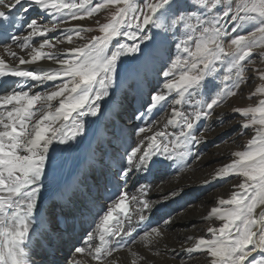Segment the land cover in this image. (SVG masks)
I'll return each instance as SVG.
<instances>
[{
	"label": "snow or ice",
	"instance_id": "obj_1",
	"mask_svg": "<svg viewBox=\"0 0 264 264\" xmlns=\"http://www.w3.org/2000/svg\"><path fill=\"white\" fill-rule=\"evenodd\" d=\"M108 9L114 11L107 22L96 20V29L63 27ZM33 11L38 15L29 18ZM42 17L47 22H38ZM25 29L26 35L17 34ZM94 30L100 35H86ZM58 31L64 34L49 37ZM35 37L44 39L34 46ZM74 38L83 43L56 51L60 44L73 45ZM13 45L27 50L25 55ZM0 48V264H36L33 243H52L61 218L67 224L82 204V182L76 179L82 163L77 171L62 173L63 154L82 143L86 124L96 130L95 147L90 143L84 162L93 172L97 163H105L109 148L118 155L117 176L125 178L163 161L185 162L191 146L206 139L203 133L209 129L198 131V124L237 94L247 82L246 71L264 82V67H248L257 58L264 65V51H256L264 49V0H0ZM44 60L58 67H21ZM133 74L161 78L135 118L171 107L162 127L151 121L125 132V103L136 91ZM122 85L127 90L118 95ZM38 87L41 91H34ZM256 95L264 97V83L251 93ZM234 112L254 135L212 179L241 182L210 209L205 219L220 224L207 228V238L188 236L171 249L178 264L194 254H203L208 264H264V98ZM57 146L63 147L53 155ZM45 193L52 200L47 219L41 208ZM147 196L146 185L131 194L118 188L65 264H118L114 253L121 249L129 252L130 264H153L132 245L161 256L158 245L173 221L134 235L133 216L145 222V212L153 209Z\"/></svg>",
	"mask_w": 264,
	"mask_h": 264
},
{
	"label": "rangeland",
	"instance_id": "obj_2",
	"mask_svg": "<svg viewBox=\"0 0 264 264\" xmlns=\"http://www.w3.org/2000/svg\"><path fill=\"white\" fill-rule=\"evenodd\" d=\"M94 3H95V0H94ZM111 11H114V9L104 10V11L96 14L91 19L85 18L82 21L81 20L69 21V22L65 23L63 25V27L67 28V27H71V26H75V25H82L85 27H92V28L96 29L97 26L95 24V21L99 20L100 23L107 22V20L109 18V13ZM43 19L44 20H41V23L47 22V19H45L44 17H43ZM86 35L88 37H91V36L100 35V33L98 30H94L93 32L87 33ZM121 40L123 42H129V41L124 40L123 38H121ZM81 43H83V41H81L79 39H74V43H73L74 46H78ZM114 43H115V41H114ZM70 46L74 47L73 45H68L67 43L61 44L60 50L62 51L63 49H66ZM225 47L227 48V41H225ZM172 51H173V53H175V49H173ZM256 51L257 52L264 51V49H257ZM21 67L29 69V70L34 69V68L39 70L41 68V67L38 68L37 66H30L29 67L28 65H22ZM130 67H135V66L130 65ZM248 67L250 69L251 67H264V65H262L260 63L259 59L257 58L255 65H249ZM245 75L247 77V82L245 84H243L238 90H236L237 94L235 96L229 97L228 100L221 107L216 108L210 119L202 120L198 124V126H197L198 131H201L203 129H209L208 131H204V133H203L206 139L204 141H202L201 144L199 143V144H194L193 146H191L190 155L186 158L185 162L163 161V163L158 164L157 168L155 167L157 164H155V166L153 165L151 167L152 169H150L151 171L150 170L149 171L133 170L127 174V178H125V176L123 177V175H121V178L124 181V184H123L124 186L121 187V190H127L130 194L132 192L135 193L139 190V188H136L134 190L133 187H131L132 184H130V183H132L131 176H132L133 172L137 171V174H141L144 176V175H148L150 172H158L161 169L162 171L165 172L164 174L167 173V175H168L167 177L165 175L164 179L159 180V182H158L159 185L157 183H156L157 184L156 185L154 183V180L147 182L148 185H146V186L148 188L150 187L149 184H151V186H152V184H155V185H153L154 187L152 186L153 189L152 188L148 189L149 190L148 193L151 192V194L149 193L147 196V198L151 201V203L153 205V209L151 210L152 212H147V211L145 212V215H147V216L149 215L148 216L149 219L145 222H140V221H138V218L136 216H133L132 223H133V225L136 226V233H134V235L142 233V232H140L141 227H144V226L147 227L149 225L155 226V224L159 225V224H157L159 217H162L165 219L171 218L172 221L175 222V219L177 218V216H179L180 214H183V213H184L183 215L186 217H192L191 215L200 216L199 221H200L201 227H199V229H197V230H194L190 233H187L188 235L182 234V235H179V237H178L176 235L171 234L170 236H168L169 237L168 239L170 240L169 242H171L170 243L171 245H174L176 243L175 247H178L180 242L188 236H192L194 238L204 236L207 238V235H208L207 234V228L210 226H212V227H218L219 226V224H217V221L215 219H213V221H212V220H207L205 218L208 216L210 209L212 207L216 206V201L219 198H228L231 195V193L236 190L233 186L239 184L241 182V180L239 178H235V177H227L225 179L213 180L212 177L214 176V173L217 169H219L222 166L231 162V160L233 159V157L231 156V153H233L235 151L244 150V148L247 144V141L249 139H251L252 136L254 135V132L251 129L245 130L241 127V122L244 118L239 113L234 112V109L235 108H244V107H248V106H255L260 99L264 98V97H261L260 95L251 96V93L255 90V88L260 86L261 83H264V82H262L258 78H256L255 74L250 70L246 71ZM16 79L17 78H12L11 80H16ZM160 79L161 78L156 77L152 74H149L147 77H144L143 75L137 76V75L133 74L132 81L135 84L136 91L132 94V98H135L134 100L139 99L138 101H135L138 105V108L135 109V116L139 114L136 110L137 109L139 111L143 110L142 104L147 103V102H143L142 99L146 97V101L148 100V97L150 95V94H148L149 93L148 86H150V84L152 85V83L155 84L156 80L159 82ZM217 84H219V80H217ZM150 88H151L150 91H152L154 89V86H152V87L150 86ZM126 90H127V85H122L121 90L118 93V95L122 94ZM34 91H41V90L38 87V88H35ZM169 99H171V97ZM139 108H141V110ZM170 114H171V107H168V106H166L163 110H153L152 112L143 116L141 121L138 122V125L139 126H145L151 121H157L158 122L157 127H162L163 124L166 122V120L171 118ZM225 124L231 125L229 131L226 134V137L224 136L223 138L219 139L215 144H211L210 140L214 139L218 135L216 131L225 127L224 126ZM167 130L169 132L174 131V129L171 126H169V128ZM149 134H151V133H149ZM207 135H209V136H207ZM132 139L135 140V139H138V137L134 136V138L132 137ZM230 139H232V140H230ZM90 143H92V146L95 147V145L93 144V141L92 142L86 141L84 143V145H82L83 150L81 152V157H80V160H81L80 162L83 165L81 167L82 170H85V168L88 167V163H84V162L87 161V158L89 156V145H90ZM227 145H232V146L228 147ZM215 153H216L217 157L214 158L213 162L211 163L212 165L210 164V165H207L205 167H202L204 170L202 168H196L195 167V165L196 164L198 165V163L200 165L201 162L203 161V159H206V157L208 158L209 155H215ZM116 166H117L116 170L119 169V166L117 164H116ZM181 166L183 167V170L178 171L177 168L181 167ZM141 171H143V172H141ZM142 173H144V174H142ZM133 180H135V177L133 178ZM190 180H193L192 182H195L196 186L193 185V186H191L193 188H189V190H187V189L183 190L182 192H180L178 195H176L174 197L171 195V193L174 192L172 190L173 186H176L178 184H183L181 182H187ZM205 181H210V182L205 183ZM208 185L213 186V189L211 191H207L206 187ZM119 186H120V184H119ZM156 186H158V188ZM197 187H198V189H197ZM164 188H168V190H165L164 194L160 196L158 193V189L164 190ZM117 189L118 188L115 187L114 189L110 190L109 192L116 191ZM150 189H152V191ZM154 189H156V190H154ZM199 191L204 193L203 195L206 196L207 198L203 197V198L196 200L194 198V194L196 192H199ZM152 192H153V195H156V193H157V197H158L157 199H155L154 196L153 197L151 196ZM166 198H167V200H166ZM153 200H156V201H153ZM172 203L178 204L179 207L177 206L175 208H179V210H175V208L171 209L170 204H172ZM180 205L182 206V208H180ZM166 216H168V217H166ZM182 217H181V219H182ZM171 224L167 226L166 231L171 228ZM127 227H129V225L126 224V228ZM172 228H174V227H172ZM184 230H187V229H184ZM136 246H138V243L136 244ZM172 247H174V246H172ZM116 253L118 254L117 256L120 258V260L125 258L126 254H124V252H122V250H120ZM116 253H114V254H116ZM195 256H198L199 260L195 261L194 264H208L207 259L203 254H194V257ZM152 261H153V259H152ZM118 263H121V262H118ZM93 264H95V262H93ZM171 264H175V263H171Z\"/></svg>",
	"mask_w": 264,
	"mask_h": 264
},
{
	"label": "bare ground",
	"instance_id": "obj_3",
	"mask_svg": "<svg viewBox=\"0 0 264 264\" xmlns=\"http://www.w3.org/2000/svg\"><path fill=\"white\" fill-rule=\"evenodd\" d=\"M28 15H29V18H33V17H36L38 15V13L33 11V12H30ZM44 18L47 19V17H44ZM41 20H44L43 17L40 18V20L38 22H41ZM13 31H15V30H13ZM17 34L26 35L27 30L25 29L22 32L17 33ZM63 34H64L63 31H58L55 33H49L48 35H49V37H52L55 35H61L62 36ZM43 39H44L43 37H35V38H33L32 43L34 46H37L39 44V42H42ZM74 39H76V38H74ZM119 39H121V38H119ZM73 46H74V44H73ZM60 47H61V44L57 46L56 51H61ZM13 48L20 55H25V52L27 51V50L21 51L20 49L16 48L15 45H13ZM46 51H47V49H46ZM2 54H3V49L0 48V55H2ZM6 59H7V57H6ZM28 66L29 67L30 66H37L38 68L41 67V68H45V69L52 68V67H58V65H55L51 61H48V60L40 61L35 65H28ZM5 79H7L9 82L13 81V80H11L12 78H10V79L5 78ZM51 83L52 82H49L48 86H51ZM57 83H59V82L57 81ZM150 86L151 87L154 86V89L152 91H150L151 90ZM150 86H148V90H149L148 94H150L151 92L156 90V88L158 86V81L156 80V83L155 84L152 83V85L150 84ZM24 87H25V90H27V85ZM134 99L135 98H132V95H131L129 98H127L126 103H125L126 112L124 113L123 123L125 126V132L126 133L134 132L136 126H138V122L141 121V119H142V118H140V119L135 118V109L138 108V105L135 101H138L139 99H136V100H134ZM142 100H143V102H147L146 97L143 98ZM141 108H139V109L141 110ZM141 111H144V109ZM93 119H95V118H93ZM224 126L225 127L216 131L218 135L215 138L213 137L214 139L210 140L211 144H215L219 139L223 138L224 136L226 137V134L229 131L231 125L225 124ZM95 131L96 130L94 128H92L86 124V133H85V136L83 138L82 143L77 148L73 149L71 152H65L63 154V158L65 160V167L63 169L62 175L67 176V174L69 172L77 171L76 165L78 163H81L80 157H81V152L83 150L82 145H84V143L86 141H91V142L94 141V132ZM207 136H209V135H207ZM133 138H134V135H133ZM230 140H232V139H230ZM93 144H94V142H93ZM227 146L231 147L232 145H227ZM62 147L63 146H57V152H54L53 155H57L59 152V149ZM122 151H123L122 148H120L119 152L122 153ZM209 156H208V158L206 157V159H203V161L201 162L200 165H199V163H198V165L195 163L196 164L195 167L196 168H202V167H205L207 165H210L213 162L214 158L217 157L216 153H215V155H209ZM117 159H118V155L114 154L113 150L111 148H109L108 156L105 157V163L103 165L100 163H97L96 164V171H94V172L91 171L89 169V167L85 168V170H82L80 168V170H79L80 175L78 178L76 177V179H78L82 182L79 185L80 201L82 202V204H81V206H79L77 209L74 210V212H73L74 219L70 218L67 221V224L64 222L63 218H61L59 228L53 234L52 243H48V242L42 240V246L41 247H37L35 242L33 243V248L38 253V255L34 256V259L36 260V264H65L66 259L69 257V254H70L72 248L76 245H79L80 242L83 239H85L86 231L90 230V227L94 226L93 221H94V218L96 217L97 213L100 212L101 208L105 205V203H110L109 197L114 195V193L116 192V191H111V192H109V191L114 189L115 187L121 189V187L124 186L123 185L124 181L121 178V175L117 176L119 169L116 170L117 166H116V163H114V161ZM157 166H158V164L155 167L157 168ZM141 172H143V171H141ZM144 173H142V174H144ZM164 173L165 172L162 171L161 169L158 172H150L148 175H144V176L141 174H137V171L133 172V174L131 176L132 183H130V184H132L131 187H133L134 190L136 188L140 189L142 186L148 185L147 182L153 181V180H154L155 184L156 183L158 184L159 180L164 179L165 175H166V177L168 176L167 173L166 174H164ZM134 177H135V180H133ZM192 181L193 180H190L187 182H181L183 184H178L176 186H173L172 190L174 192H176L178 195L183 190H186V189L189 190V188H193V187H191L193 185L196 186L195 182H192ZM119 184H120V186H119ZM155 184H152V186ZM149 185H150L149 188L153 189L154 186L152 187L151 184H149ZM156 187L158 188V186H156ZM168 188H164V190L158 189L159 195L160 196L163 195L164 191L168 190ZM152 189H150V190L152 191ZM197 189H198V187H197ZM206 189H207V191H211L213 189V186L208 185L206 187ZM154 190H156V189H154ZM149 193L151 194V192H149ZM203 194L204 193H202L200 191L196 192L194 194V198L196 200L203 198V197L207 198ZM151 196L152 197L154 196L155 199L158 198L157 193H156V195H153V192H152ZM166 200H167V198H166ZM153 201H156V200H153ZM51 205H52V200L48 197V194L45 193V198L41 204V208L45 211L46 219H47V210L51 207ZM177 206L179 207V205L175 204V203L170 204L171 209H174ZM180 208H182L181 205H180ZM175 210H179V208H175ZM257 212H259V209H257ZM183 214H180L179 216H177V218L175 219V222H173L171 224V228L169 227L170 229H168L166 231L165 240L161 241V243L158 245V247L162 253L161 256L152 255L151 253L148 252L147 249L144 248L143 245H141L139 243H138V246H136V244L132 245L133 250L140 252L142 255L147 256L151 260L153 259V264H169V263L170 264L171 263H175V264L177 263L178 264L179 257H177L176 260H173L172 253H171V249L173 248L172 246L175 247L176 243L174 245H171L170 244L171 242H169L170 240L168 239L169 238L168 236H170L172 234V235H176L179 237V235L190 233L194 230L199 229V227H201V224L199 221L200 216L191 215L192 217H186ZM166 217H168V216H166ZM181 217H182V219H181ZM166 219L159 217L157 224H159L160 226L163 227L164 226L163 222ZM217 224H220L219 221H217ZM155 226H156V224H155ZM172 227H174L175 229ZM144 228H146V227L145 226L141 227L140 232H142ZM184 229H187V230H184ZM129 243H130V241H129ZM165 246H167V249H168L167 253L164 252ZM121 250H122V252H124V254H126L125 258L120 260V258L117 256L118 254L117 253L114 254V256L117 258V261L121 262L118 264H130V261H131L130 254L128 253V251L126 249H121ZM180 255H183V253H181ZM109 259H111V258H109ZM197 260H199V257L195 256L193 259L186 261V264H194V262Z\"/></svg>",
	"mask_w": 264,
	"mask_h": 264
}]
</instances>
